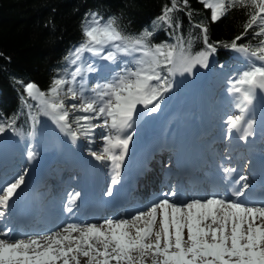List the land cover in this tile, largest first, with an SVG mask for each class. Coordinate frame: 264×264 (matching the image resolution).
I'll use <instances>...</instances> for the list:
<instances>
[{"label":"snow or ice","instance_id":"6c2138e0","mask_svg":"<svg viewBox=\"0 0 264 264\" xmlns=\"http://www.w3.org/2000/svg\"><path fill=\"white\" fill-rule=\"evenodd\" d=\"M196 2L210 10L212 23L230 11L243 10V31L230 42H210L209 27L203 20L193 19L199 12L190 0H170L152 21L151 30L146 27L137 33L124 32L114 15L105 18L90 11L81 25L82 39L63 58L68 65L64 74L58 71L47 91L32 82L24 85L27 96L37 102L36 115L48 117L73 143L101 130L102 147L90 155L111 168L108 196L121 180L133 140L130 130L138 118L158 113L175 77L191 75L197 66L209 68L210 58L220 48L237 54L240 64L228 79L227 92L239 110L238 115L227 116L228 131L242 130L245 140L252 135L255 121L248 114L258 92L264 94V0ZM180 12L188 18L187 35L177 15ZM160 25L172 30L168 32L172 43L151 42ZM249 35L251 40L240 42ZM197 40L203 46L193 51ZM92 57L115 65V69L110 78L101 76L90 85L89 73L100 67ZM70 66L74 70L69 71ZM36 115L30 114L33 124ZM15 125V117L0 121V134L11 130L24 138L25 133ZM36 155L32 149L27 151L29 160ZM222 170L224 182L230 181L224 194L185 201L176 199L175 189H170L128 218L67 223L42 236L18 234L6 224L0 231V264H81V258L86 264H146L148 259L151 264H264V199L253 200L246 194L250 188L246 175L235 178V168ZM24 183L25 177L20 175L0 188V220ZM79 196L76 192L65 205L67 213L73 212Z\"/></svg>","mask_w":264,"mask_h":264},{"label":"trees","instance_id":"16d2710c","mask_svg":"<svg viewBox=\"0 0 264 264\" xmlns=\"http://www.w3.org/2000/svg\"><path fill=\"white\" fill-rule=\"evenodd\" d=\"M168 4L170 0H0V121L15 117V126L25 133L24 137L32 126L39 128L45 122L46 116L36 115L37 102L27 96L24 85L32 82L47 91L58 71L64 74L62 70L68 65L63 58L82 39L81 25L86 13L99 12L105 18L114 15L124 32L137 33L146 27L151 30L152 21ZM190 4L199 12L193 19L203 20L208 25L210 42H230L243 31L246 19L243 10L230 11L223 19L212 23L210 10L196 0H190ZM177 15L187 35L188 18L183 12ZM165 27L160 25L155 29L152 43L173 42L168 35L172 30L166 31ZM251 39L249 35L240 42L247 43ZM202 46L201 41H195L193 51ZM232 55L233 52L220 48L214 56L221 66L230 64ZM73 68L70 66L69 71ZM30 114L36 115L34 124Z\"/></svg>","mask_w":264,"mask_h":264},{"label":"rangeland","instance_id":"374dc122","mask_svg":"<svg viewBox=\"0 0 264 264\" xmlns=\"http://www.w3.org/2000/svg\"><path fill=\"white\" fill-rule=\"evenodd\" d=\"M88 55L90 54H86V56ZM93 58L94 57H92L91 59ZM213 65H214V59L213 57H211L209 67L212 68ZM198 67L199 66H197L193 70V73L191 75L187 73L183 76L177 75L174 79L173 89L170 92L166 93L164 96V99L161 101V109L157 113V115H160L162 113V116H163L164 126L162 127V134H163L162 138L164 140H169L172 137L174 127L176 126V124H178V122L180 123L182 117H184V115L183 116L180 115L181 113H180V110L177 104L180 103L181 106L185 107V102L187 101L188 96L190 97V99H192V102L190 105H188V107H191V108L187 109L189 111H187L186 114L189 115L191 118L198 117V119L202 121L203 125H207V124L212 125L213 126L212 132H210V134H212V137H215L218 134H222L224 135L225 138H229V136H231L230 134L233 132V130L231 132L228 131L227 124H226V118L228 115H238L239 110L236 108L235 109L231 108V105H234V101H233V98L227 92V88L229 86L228 83L225 86L224 85H222V87L220 86L221 88H219L217 92H212L211 86L208 84V80L212 76V72H210L207 74V76L203 80L200 88H199L198 82H196L195 86H192L191 79L194 77L195 75L194 72ZM233 67H234L233 69H231V67L221 69L219 74H217V76L215 77V79H218L222 76L224 78L226 75H232L233 70L240 67L239 62H237V64ZM109 68L110 69L107 71L106 78H110L112 71L115 69V65H111L109 63ZM97 80L98 79L90 81L89 79V84L90 85L94 84ZM196 90H197V93H196ZM194 94L196 95L194 96ZM255 102L256 104L252 106V108L254 109L252 110V114L249 117L253 119L254 121H256V119H260L262 115L261 99H257ZM67 103H71V101H67ZM167 112L172 113L173 116L172 117L170 115L165 116ZM153 115L154 114H150V115L141 116L140 118H138L137 123L134 127V130H130L133 133V138H135L137 134L139 135L140 133L147 132L151 129L152 124H153V121H151V119ZM205 119H206V122H205ZM156 120L157 118L155 119V121ZM97 122H100V121H97ZM100 132H101L100 129H96L92 137L90 138L80 137L79 138L83 142L82 145L79 144V146L81 147L83 151V154L87 153V155H90L91 151H97L102 147L103 142L100 139ZM58 136H59V129L50 120V125L47 128V130L43 133V135L38 136V134H32L31 139L29 141L24 142L23 144L15 145L11 141L12 139L11 136L10 137L7 136L6 141L0 140V144L2 142L4 143L6 142V145L4 149L0 151L1 152L0 154H2V156H7L8 154L16 151L17 156L14 153L12 154L14 158L15 156L17 157V164L20 166V168L22 166V163L20 160L22 159L24 161V165L21 168L23 175H24L27 173V171H29L30 168L31 169L36 168L39 165H41L44 161L47 162L46 160H54L55 158L54 155L53 156L49 155V153L52 154L54 152V147L55 145L58 144ZM47 148H49V150ZM226 148L227 147H225V149ZM29 149H32L37 153L35 158L32 160H29L27 157V151ZM44 157H48V158H44ZM104 163H105V166H108L107 162H104ZM168 166L169 164H164L163 172L166 171ZM82 175H83V172L77 173L75 176V179L81 178ZM1 179L2 178L0 176V180ZM150 195L155 196L156 194L152 193ZM176 199H179V198H176ZM189 199L191 198H187L183 200L186 201ZM129 216H123V217L128 218ZM5 218H7V216ZM99 222L96 221L95 223H99ZM72 223H75V222H72ZM6 224L12 226L10 221H6V222L1 221L0 231L3 230ZM35 235L42 236V235H46V233H38ZM81 264H86L85 258H81ZM146 264H151V260L148 259L146 261Z\"/></svg>","mask_w":264,"mask_h":264},{"label":"bare ground","instance_id":"6f19581e","mask_svg":"<svg viewBox=\"0 0 264 264\" xmlns=\"http://www.w3.org/2000/svg\"><path fill=\"white\" fill-rule=\"evenodd\" d=\"M104 64V63H103ZM102 64V65H103ZM194 74H195V79L193 80V82L194 83H196V82H198V83H201L202 84V81L204 80V77H206V75H207V71H206V69H204V68H201V67H198L196 70H195V72H194ZM107 75V74H106ZM106 75H104L105 77H107ZM193 84V83H192ZM197 93V92H196ZM196 94H194V96H195ZM192 96H193V94H192ZM191 102H192V99H190V97L188 96L187 97V101L185 102V103H187L188 105H190L191 104ZM184 104V103H183ZM177 106H178V108H179V110H180V112L182 113V115H186V112L187 111H189V110H187V109H190L191 107H184V106H181L180 105V103H178L177 104ZM252 110V109H251ZM250 110V111H251ZM162 115V114H161ZM160 115V116H161ZM159 115H157V113H154V115L152 116V119H151V121H154V119L155 118H157ZM160 116L158 117V119L160 118ZM181 124L177 127V131H178V139L176 140V142H178L177 144H178V148L179 149H181V145H188V144H190L191 146H192V149H193V147H194V145L192 144V139H193V137H194V135L196 134V132L198 131V129H200L199 127H200V123L198 122L197 123V120H194V121H189V120H187L185 117L181 120ZM185 122H187V123H185ZM162 124H163V121H160V120H156V122H155V125L153 126L154 128H160L161 126H162ZM164 125V124H163ZM253 126H255V125H253ZM260 126H262V130L261 131H263L264 132V117H263V119H262V121H261V125ZM151 131H152V129H151ZM189 133V134H188ZM156 134V133H155ZM234 135H235V137H236V140L238 139V138H240L238 141H237V143H236V147L238 148V145H239V143L241 142V141H243V140H245V139H241V137H242V135H243V131L241 130V131H237V130H235V132H234ZM70 138V137H69ZM71 139V138H70ZM142 136L139 138V139H137L136 140V142H135V144H134V146H132V142L130 143V147H129V153L128 154H135L136 156H135V158H131L129 161H127V162H125L124 164H123V166H122V169L121 170H123V169H126V170H128L129 171V174H131L132 172H134V170L137 168V166L139 165V163H138V161H136V158H138V156H140V152L142 151V148L141 149H138L139 148V146H140V144H141V142H142ZM70 142H71V144L72 145H76V143L77 142H75V143H73V141L72 140H70ZM148 142H151V143H153V142H155V137H153V138H151V140H149ZM246 142L249 144V145H251L252 144V141H251V135L250 136H248L247 137V139H246ZM144 143H147V142H144ZM65 144V143H64ZM131 146H132V149H131ZM2 148V143L0 144V149ZM131 149V150H130ZM57 153L56 154H54V157L56 156L57 157V155H59V152H60V150L59 149H57V151H56ZM70 152V153H69ZM192 152H193V154L195 155L198 151H195V150H192ZM68 154H74V153H76V151H74V150H69L68 152H67ZM64 156H65V154H63ZM180 155H184V152H181L180 153ZM188 155V153H186V156ZM66 157V156H65ZM70 158V160L72 161V162H74V160H77V159H80V160H82V157L80 156H77V155H74L73 157H72V155H71V157H69ZM141 159H142V156H141ZM27 163H28V161H27ZM99 164L100 165V161H97V160H94V164ZM93 164V165H94ZM93 165H90V167L89 168H92L93 167ZM252 165V164H251ZM236 168H237V166H235ZM89 168H87V170L89 169ZM248 167L246 168V171H248ZM262 169H264V167L262 166V167H258L257 168V171H261ZM168 171H170V170H173V168L172 167H170L169 169H167ZM31 171V174H29L30 176H32V178L31 179H26L25 180V183L21 186V188L20 189H18L17 190V195L16 196H14L13 197V199L9 202L10 203V205L11 206H13L14 207V205H15V201L14 200H18V198H20V197H22L21 198V201H19L18 203H20V202H22V201H24L25 200V198H27V197H29V195H30V193L34 190V186H32V184H34V181L36 180V179H38L36 182H38L39 181V179H40V177L42 176V173L41 174H39V172H40V168H35V169H33V170H30ZM30 171H28V172H30ZM96 171H99L98 169H96L94 172H93V174L96 172ZM248 177V180H252L253 179V177H251L250 175H248L247 176ZM94 178L98 181V182H101L102 181V176H101V173L100 172H97L96 174H95V176H94ZM42 179H40V181H41ZM85 181V179L84 180H81L80 181V183H82V182H84ZM249 183V182H248ZM250 184V183H249ZM84 185V184H83ZM253 187V185L252 184H250V188L249 189H251ZM174 189H175V191L176 192H181V188L180 187H177V186H175L174 187ZM97 195H99L100 193L99 192H97L96 193ZM24 196V197H23ZM82 196V195H81ZM78 199H79V201H80V197H78ZM52 200V202L55 200L54 198L53 199H51ZM56 206L57 207H60V202L58 203V204H56ZM64 223V222H63ZM50 227L51 228H49L50 230L53 228V227H55V224H50ZM47 228V227H46ZM46 228H44V229H46ZM44 231H47V230H44Z\"/></svg>","mask_w":264,"mask_h":264}]
</instances>
